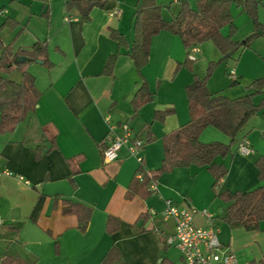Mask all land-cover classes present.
I'll return each instance as SVG.
<instances>
[{"label":"crops","instance_id":"0c3cea01","mask_svg":"<svg viewBox=\"0 0 264 264\" xmlns=\"http://www.w3.org/2000/svg\"><path fill=\"white\" fill-rule=\"evenodd\" d=\"M179 1L155 0L166 19L178 11ZM188 1L194 4V0ZM64 2L43 0L39 15L44 19L46 29L38 30V34L33 32V43L45 41L49 51L52 47L59 56L57 61H53L48 51L50 66L36 61L29 64L33 68L29 72L34 75L41 93L38 104L12 132L0 134V258L4 254H12L36 264H98L115 244L122 254L123 264L157 263L166 233H173L171 221L164 223L157 218L164 199H171L178 204L188 203L197 209H207L214 216L221 244L230 248L235 256L243 253L242 263L251 264L245 248L254 240L264 242V221L259 230L251 231L242 227L232 228L226 222L220 226L214 212L220 208L218 213L222 214L227 204L216 199L215 192L213 197L210 195L213 179L205 167H196L193 172L190 169L193 165L176 167L157 178L158 193L146 190L128 198L126 191L136 175L137 159L129 156L125 148L121 149L115 161L105 163L102 159L101 148L108 118L113 123H129L144 141L152 138L144 143L142 165L146 170L161 166L163 152L156 142H162L163 134L189 119L185 88L192 83V78L183 67L184 54L187 56L188 50L180 37L167 30L153 36L148 63L140 74L132 59L109 35L110 28H114L128 41L132 39L133 13L140 0H107L104 8H92L87 22H82L76 11H66ZM66 16L77 17V20L65 22ZM0 43L2 48L8 45ZM61 43L68 48L63 49ZM32 44L26 48L24 45L19 47L29 49ZM197 47L199 49L200 44ZM243 49L236 51V61ZM111 55L116 57L107 73L104 69ZM231 69L235 71V79L229 77L227 90L207 89L229 98L252 92L249 84L257 77L245 80V70L239 65ZM4 76L20 81L21 72L16 70ZM143 81L147 82L154 97L134 113L132 98ZM173 93L181 95L180 102L165 96ZM255 97L254 101L259 102L261 96ZM184 101L187 109L183 106ZM163 110L169 112L162 119L154 118L155 112ZM45 126L47 135L43 132ZM207 128L200 134V139L205 133L215 135L212 129ZM52 134L53 139L50 138ZM226 140L220 141L226 143ZM243 140L249 142L252 153L244 155L238 152V145ZM232 150L233 153L223 159L228 173L221 180L217 193L246 191L264 183L258 179L255 165L256 159L264 155L262 116L255 114L249 118L238 133ZM72 167L76 172H72ZM180 169L188 171L192 186L200 184L197 187H203L204 197L198 204L190 201L191 194L184 188L164 181L166 177H184L182 171H178ZM62 200L78 201L92 208L85 231L77 228L75 215L61 212ZM151 210L157 214L152 215ZM109 215L121 221L119 229L112 234L106 230ZM196 222L206 225L205 219L199 215ZM162 223L163 227L160 226ZM241 237L247 243L241 242ZM168 259L177 264L174 259ZM180 264H185L182 258Z\"/></svg>","mask_w":264,"mask_h":264},{"label":"trees","instance_id":"16d2710c","mask_svg":"<svg viewBox=\"0 0 264 264\" xmlns=\"http://www.w3.org/2000/svg\"><path fill=\"white\" fill-rule=\"evenodd\" d=\"M107 0H65L66 11H76L82 22L90 20V11L94 7L104 8ZM236 2L242 6L253 19L255 30L246 37L236 40L233 33L237 29L231 12V3ZM261 0H194L191 5L188 0L179 1V9L169 19L161 14V6L155 0H140L136 5L132 18V39L128 41L117 29L110 28L109 35L115 40L120 49L132 59L136 70L141 74L142 68L148 63L150 43L153 36L162 30H167L180 37L187 55L189 49L204 41H212L224 54L230 55L240 49L249 47L253 39L264 36V26L257 19V8ZM3 24L9 25L7 18ZM228 27L226 34L222 32ZM19 56H26L27 61H18ZM116 55H111L106 62L104 72L109 73ZM42 60L47 66L51 62L48 59V48L45 41H35L29 49L18 47L13 49L12 44L2 48L0 53V134L12 132L17 124L35 110L40 98V91L36 87L35 77L27 69L28 64ZM186 58L184 64H189ZM14 70L21 72L20 81H15L4 76ZM206 77H209L207 74ZM195 78L186 86L185 93L188 102L189 119L178 128L171 130L162 136L163 158L161 166L148 170L158 178L162 173L169 172L176 167L197 166L205 167L210 173L213 182L212 188L216 195L227 206L219 215L230 227H242L247 231L259 230L264 221V183H261L246 191L224 190L218 192L221 180L227 175L228 167L223 161L225 157L233 153L232 146L237 140V135L246 126L249 118L254 114H260L264 118V76L254 79L249 87L252 92L236 98L219 92H210L207 89V78ZM255 96H261L259 102L254 101ZM154 93L150 91L147 82L143 81L132 98L134 113L153 99ZM169 110L155 112L154 118L162 119ZM212 126L219 129L229 138L227 143L221 141L200 140V134L204 128ZM44 135L48 134V128H43ZM54 138V134L50 136ZM147 138L145 142H150ZM72 163H70V166ZM255 165L258 169V179L264 180V155H260ZM143 165L138 164L137 172L143 171ZM72 172L76 168L72 167ZM148 175H144L142 181L136 176L132 178L126 197L131 198L139 192H146ZM61 212L64 215H75L77 228L85 231L92 208L71 200H62ZM120 219L109 215L106 221V230L112 234L120 227ZM164 244L163 248H166ZM0 264H36L21 256L4 254L0 258ZM98 264H123L122 254L119 248L113 244L103 255ZM154 264H174L167 257Z\"/></svg>","mask_w":264,"mask_h":264},{"label":"rangeland","instance_id":"374dc122","mask_svg":"<svg viewBox=\"0 0 264 264\" xmlns=\"http://www.w3.org/2000/svg\"><path fill=\"white\" fill-rule=\"evenodd\" d=\"M42 4H43V0H0V42H3L4 44L12 43L14 50L17 49L19 45H24L23 47L25 48L29 47L33 43V32H36V34H38V30L41 29L42 31H45L46 29V24L44 22V19L42 20V18L39 15L40 14L39 9ZM230 7L233 15V21L237 27V29L233 33V39L236 38L242 39L255 30L253 19L250 17L248 13L242 11V6L238 5L236 2L231 3ZM4 10H6V13L4 12ZM32 12H35V14L36 12H38V14L33 15ZM7 18L11 21V24L9 25L3 24V22ZM257 19L264 26V0H261V3L257 8ZM227 31H228V27H224L222 29V32L224 34H226ZM61 46L63 49L68 48V46H65L63 43H61ZM199 49H198L199 53L197 52L194 55L192 54L193 56L190 53L187 56H185L184 54V57H186L189 60L188 62L189 64L187 65L185 64L183 67L185 71L189 73V76H191L192 82L195 80V78L203 79L207 76V74H209V77H206L207 78L206 86L207 88L210 87L211 90L220 89V88H224V90H227L228 89L227 86L229 83V76L226 72L229 69H230L229 71L234 70L231 68L237 67V65H239V68L243 69V71L245 70V74H246L245 75L246 77L244 78L245 80L246 78H250V77L253 78L254 76L259 78L264 75V36H259L253 39L251 46L242 50L243 53L237 61L235 60L236 58H234V55L236 56L238 52H233L232 54L233 56H230L229 52L224 54L217 48V46L212 41L202 42L200 44ZM52 50H53L52 47H51V51H49L48 48V51L50 53L49 58L53 61L54 59L57 61L56 58L59 56ZM30 64L33 65L32 63ZM31 65L28 64L29 66L27 67L28 71H31V69H33L30 68ZM243 83L246 82L243 81ZM161 95H163V88L161 90ZM165 96L171 97L172 100H174V102H180L179 99H181V95H176L175 93H173L172 95L165 94ZM255 98H256L255 100L258 99V97ZM183 106L187 109L186 101L183 102ZM208 127L209 128L207 129H212L215 135L204 132L205 134L202 136V139H200L201 141L202 140L220 141L227 139V137L219 129L212 126H208ZM212 130H208V131H212ZM253 131L254 130H252L251 132ZM156 143H159L157 144L159 145V150L160 152H163L162 142L160 141ZM196 167L197 166H192L190 168L191 171L192 172L195 171ZM178 171H182L181 173H183L185 176L180 177L178 175L174 178L166 177L164 181L166 183H174L173 185H179L181 188H184L187 191V193L191 194V196L189 197L190 201L198 204V202L204 197L203 187L202 188L197 187L200 184H196L192 186L193 182L187 177L188 176L187 170L180 169ZM185 183H191V184L187 186V184ZM211 188L212 187L210 186L209 191H210V195H212L213 197V192L215 191L213 188L212 189ZM206 198H208V196H206ZM216 199H219L225 204V202L222 199H220L217 195H216ZM219 210L220 208H218L217 211L214 212L216 215L215 219L217 220L216 222L220 226H222L224 225L225 221H223L222 218L219 217V213H218ZM157 219L159 221H162L160 217H158ZM163 224L164 223L159 225L163 227L164 226ZM166 234L168 235L169 233ZM251 238L253 237L251 236ZM240 241L247 243L246 242L247 240L244 237H241ZM245 250L248 253L247 260L251 262V264H264V258H263L264 253L262 254V252H264V242L257 243L254 240L247 245ZM167 256L170 257L171 259H174L177 264L181 263L180 254L177 251V249L173 246H168L165 249L161 248L160 257L157 259L156 262L158 263L160 259ZM236 257L239 260L238 263L243 264L242 262H244V258H245L243 253H236Z\"/></svg>","mask_w":264,"mask_h":264},{"label":"built area","instance_id":"2783aa9c","mask_svg":"<svg viewBox=\"0 0 264 264\" xmlns=\"http://www.w3.org/2000/svg\"><path fill=\"white\" fill-rule=\"evenodd\" d=\"M73 20H77V17L66 16L64 18L65 22ZM197 52V46H193L189 50L191 55ZM228 75L232 80L235 79L234 70H231ZM106 119L108 128L104 135V146L101 148L103 161L108 163L117 160L121 149L125 148L128 155L135 157L138 164L141 165L144 138L136 134L129 123H113L108 118ZM237 150L244 155L253 152L246 140L239 143ZM1 174L0 172V176ZM144 175H148L147 190L153 194L158 193L157 178L148 170L137 172L135 176L142 181ZM151 214L156 215L157 212L151 210ZM197 215L205 219L206 225L196 222ZM160 217L162 222L171 221L173 225V233L166 235L165 244L175 247L185 264H239L234 252L219 241V229L214 222V216L207 209H197L192 204H178L171 199H164Z\"/></svg>","mask_w":264,"mask_h":264},{"label":"water","instance_id":"95a60500","mask_svg":"<svg viewBox=\"0 0 264 264\" xmlns=\"http://www.w3.org/2000/svg\"><path fill=\"white\" fill-rule=\"evenodd\" d=\"M0 48H2V44L0 43ZM28 60V58L26 57V56H19L18 57V61H27ZM36 62H38V63H43V61H41V60H37ZM161 261V259L158 261V263Z\"/></svg>","mask_w":264,"mask_h":264}]
</instances>
